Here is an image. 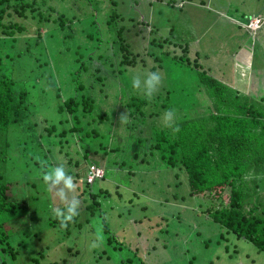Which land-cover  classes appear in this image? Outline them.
Returning a JSON list of instances; mask_svg holds the SVG:
<instances>
[{"label": "trees", "instance_id": "1", "mask_svg": "<svg viewBox=\"0 0 264 264\" xmlns=\"http://www.w3.org/2000/svg\"><path fill=\"white\" fill-rule=\"evenodd\" d=\"M56 1L59 0H53ZM53 5L48 0H42L41 4L35 0H0V251L10 254L12 259L16 255L8 238H13L17 229L21 234L31 232L24 225L27 219L33 220L28 216L30 208L34 206L31 205L35 204L32 201L27 204L25 196L18 193L22 188L34 187L33 181H21L15 174L18 166L6 167L11 148L20 150V159H24L23 166H20L22 172L37 175L39 181L41 173L49 169L57 158V152L60 151L69 162L72 161L65 148L68 144L76 154L73 165L85 161L87 166L102 169L101 175L88 183L84 182L86 169L83 172L84 187L78 189V195L87 194L89 202L84 206L83 220H77V215L72 222L73 235L77 239L84 224L91 228V222H95L98 216L102 232H107L102 214L105 208H112V205L103 200H108L110 192L99 187L92 190L88 184L95 179L102 180V164L107 153L118 152L123 141L125 144L131 143V155L124 159L135 162L137 169L144 164L163 169L162 174H169L173 180L171 184L166 182V186L176 187L181 178L188 187L187 195L201 196L202 203L198 205L200 211L222 227L225 233H230L236 239L242 238L257 251L264 252V83L254 92L234 88L231 79L230 83L221 80L195 62L196 50H192L191 56L188 55L189 61L186 42L182 44L180 52L171 49L160 56L146 52L152 55L151 59L157 62V66L165 64L168 71L166 80H176L173 86H167L163 93L155 94L151 101L130 94L131 85L125 87L126 92L121 91L117 97V82L121 75L125 82L130 81L125 69L122 73L124 67L101 74L99 67L85 66L86 61L82 60L84 55L73 50L71 60L76 62L73 68L76 85H71L74 87H70V94L66 98L61 97L57 87L54 93L56 102L51 108L56 114L51 111L50 116L47 113L42 115L40 111L45 109L42 102L45 95L37 93L34 86L36 78L43 75H38V72L32 74L29 63L32 59L35 61L33 66L39 67V61L44 56L43 42L47 44L55 40L64 47L62 50L69 51L74 18L70 11L57 10L52 14V9H55ZM50 21L53 23L48 24ZM30 27V36H25ZM165 42L175 44L166 39ZM157 46L161 50V43ZM202 56L206 57L205 54ZM95 58L98 60V55ZM133 59L135 57L129 59V65ZM42 65L48 69V60L45 59ZM9 66L15 67L13 73L6 69ZM149 69L153 71L154 67L150 66ZM192 69L194 72L188 74L187 70ZM23 71L27 75L20 78L19 74ZM80 72L84 75L83 81L77 79ZM253 72L256 75L257 71ZM184 74H188L186 79ZM108 76H112V94H105L101 88ZM44 79L47 77L44 76ZM123 87L122 84L120 90ZM194 89H201L208 99L207 103L198 105L197 99L192 97L195 95ZM169 108L176 110L175 125L179 126L180 131L175 134L162 121L163 113ZM122 112L128 115V122L123 124L127 132L121 142L115 144L113 140L117 132L110 129L109 120L115 113L118 119ZM66 134L69 137H65ZM116 138L119 140L121 135L117 133ZM96 159L99 163L95 162ZM249 173L259 179L245 180ZM72 175L78 177L76 173ZM145 180L151 181L150 178ZM180 194L174 193L172 199H178ZM33 199L36 200L35 196H32ZM167 200L163 199L165 202ZM46 224H58L61 228L55 218L49 219ZM64 230L68 231V228ZM65 238H69V233ZM110 240V235H104L106 245ZM43 258L41 249H38L30 261L38 264ZM136 262L145 264L137 259ZM50 264H56V261Z\"/></svg>", "mask_w": 264, "mask_h": 264}, {"label": "rangeland", "instance_id": "2", "mask_svg": "<svg viewBox=\"0 0 264 264\" xmlns=\"http://www.w3.org/2000/svg\"><path fill=\"white\" fill-rule=\"evenodd\" d=\"M35 1L39 4L42 2ZM48 3L54 4L52 14L57 10L70 11L74 18L69 51L62 50L64 47L55 40L46 42L47 44L43 42L44 56L39 61V67L33 66L35 61L32 59L29 63L32 74L38 72V75H43L36 78L34 86L37 93L45 95L42 102L46 110L40 111L42 115L47 113L50 116L56 102L54 93L57 87L61 97L66 98L70 94V87L76 85L73 73L76 62L71 60L73 50L84 55L82 60L86 61L85 66H93L95 69L99 67L101 74L113 68L124 67L122 73L125 69V75L130 81L125 82L123 74L121 75L117 82V97L121 95V91L126 92L125 87L129 85L130 94L143 96L132 88V78L140 76L143 90L146 73L154 71L162 76V85L157 93H163L167 86H173L176 80H166L168 71L165 64L157 66V62L151 59L152 55H147L146 52L159 56L171 49L180 52L182 44L186 42L187 56H191L192 50H196L195 62L202 64L221 80L230 83L231 79L234 88L254 92L264 83V0H48ZM251 9L259 10L260 16L250 13ZM183 10L189 23H174L175 16ZM254 15L260 21L256 24L257 27L252 28V23H247V20ZM50 23L53 22L48 24ZM31 30L30 27L28 33L22 34L30 36ZM165 39L175 44H167ZM160 43L161 50L157 46ZM95 55H98V60ZM131 57L135 59L129 65ZM45 59L49 62V70L42 65ZM176 64L179 65L177 62ZM150 66L154 67L153 71L149 69ZM6 69L13 73L15 67L9 66ZM253 70L257 71L256 75ZM192 72L193 69L187 70L188 74ZM81 74L82 72L77 75V79L83 81L84 75ZM188 74L183 77L186 79ZM26 75L27 72L23 71L19 77L25 78ZM111 77L108 76L101 85L105 94H112L114 91ZM122 84L124 87L120 90ZM193 93L195 95L192 97L197 99L198 105L207 103L208 99L201 89H194ZM122 114L125 113L122 112L116 119L115 113L109 120L110 129L121 135L117 140L116 133L113 140L115 144L121 142L127 132L123 127L124 123L120 121ZM65 137L69 135L66 134ZM119 147L121 149L118 152L107 153L102 164V180L95 179L88 184L92 190L99 187L110 192L108 200H103L112 205V208H105L102 214L107 232H102L98 216L95 222H91V228L84 224L77 239L73 235V223L68 224V231L59 228L58 224H46L49 219L54 218L52 208H63L64 205L54 193L47 191V186L42 179L39 181L37 175L22 172L20 166H23L24 159H20V150L11 148L6 167L9 169L12 165L18 166L15 174L21 181L31 179L38 187L22 186L25 188L18 192L25 196L27 204L31 201L35 203L31 205L34 206L30 208L28 216L33 220L27 219L24 225L31 232L21 234L22 232L18 233L20 229H17L15 236L8 238L12 252L16 255L12 259L10 254L0 251V264H33L30 259L38 249H41L44 256L38 264H50L52 261H56V264H137L136 259L145 264H264V252L257 251L242 238L236 239L230 233H225L222 227L200 211L198 205L202 203L201 196L187 195L188 187L181 178L176 187L166 186V182L171 184L173 180L169 174H162L163 169H154L152 165L146 164L137 169L135 162L124 159L131 155V143L125 144L122 141ZM65 148L73 161L76 154L70 149V144ZM57 153V158L50 166L62 164L66 172L72 170L71 173L67 172L68 175L74 177L72 173H76L78 176L74 177L79 187L74 195L80 201L77 220L82 221L89 196L85 193L78 195V189L84 187L82 175L87 169V163L82 161L73 165L72 161L67 160V156L64 157L60 151ZM100 154L101 152L98 155ZM95 162L99 163L98 159ZM147 178L151 181L145 180ZM13 191L17 193L15 188ZM174 193L183 194L173 200ZM262 194L264 195V190ZM32 196L36 200H31ZM166 198L168 200L163 201ZM48 216L51 218L47 220ZM67 233L69 238H65ZM98 234L103 239L108 234L111 240L107 245L103 242L99 247L91 248Z\"/></svg>", "mask_w": 264, "mask_h": 264}, {"label": "clouds", "instance_id": "3", "mask_svg": "<svg viewBox=\"0 0 264 264\" xmlns=\"http://www.w3.org/2000/svg\"><path fill=\"white\" fill-rule=\"evenodd\" d=\"M249 19L250 17L248 18L247 23ZM146 75L147 79L144 81L145 87L143 90H141V78L139 75H136L132 78V88L142 93L143 97L148 101H151L162 85V76L158 71L149 72L146 73ZM175 116L176 110L174 108L165 110L162 116L164 126L171 128L173 134L180 131L179 126L175 125ZM120 121L123 123L128 122L127 113L121 115ZM253 178L259 179V177H256L253 173H249L244 177L245 180H250ZM41 179L47 186V191L54 193L64 205L63 208L53 207L52 214L53 217L59 221L61 228H67L68 224L74 222V218L79 214L78 209L80 207V201L74 195L77 189V184L74 181V177L68 175L65 167L62 164H58L43 171L41 173ZM103 242V236L98 234L96 236V240L91 244L90 247L97 248L102 245Z\"/></svg>", "mask_w": 264, "mask_h": 264}, {"label": "built area", "instance_id": "4", "mask_svg": "<svg viewBox=\"0 0 264 264\" xmlns=\"http://www.w3.org/2000/svg\"><path fill=\"white\" fill-rule=\"evenodd\" d=\"M249 23H252V28L257 27V23H259V17L253 16L249 19ZM102 169L95 167L94 165H88L86 172L84 174L85 182H90L94 177H99L101 175Z\"/></svg>", "mask_w": 264, "mask_h": 264}, {"label": "crops", "instance_id": "5", "mask_svg": "<svg viewBox=\"0 0 264 264\" xmlns=\"http://www.w3.org/2000/svg\"><path fill=\"white\" fill-rule=\"evenodd\" d=\"M181 8V7H180ZM179 8V9H180ZM250 13H254V14H257L260 16V12L259 10H255V9H251L249 11ZM189 23L187 20H186V16H185V11L183 10L182 12H180L177 16H175L174 18V23Z\"/></svg>", "mask_w": 264, "mask_h": 264}]
</instances>
